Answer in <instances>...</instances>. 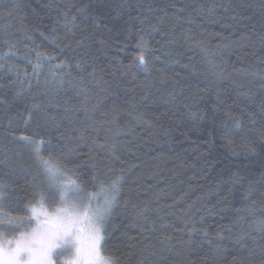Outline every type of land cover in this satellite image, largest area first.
Returning a JSON list of instances; mask_svg holds the SVG:
<instances>
[{
  "label": "trees",
  "instance_id": "trees-1",
  "mask_svg": "<svg viewBox=\"0 0 264 264\" xmlns=\"http://www.w3.org/2000/svg\"><path fill=\"white\" fill-rule=\"evenodd\" d=\"M262 37L264 0H0V220L64 206L51 139L85 195L124 177L114 264H264Z\"/></svg>",
  "mask_w": 264,
  "mask_h": 264
},
{
  "label": "snow or ice",
  "instance_id": "snow-or-ice-1",
  "mask_svg": "<svg viewBox=\"0 0 264 264\" xmlns=\"http://www.w3.org/2000/svg\"><path fill=\"white\" fill-rule=\"evenodd\" d=\"M261 39L264 40V37ZM139 47L142 51L144 46L141 44ZM137 59L142 66L147 67L143 55ZM191 116L196 120L203 118L198 112L191 113ZM46 123L51 128L60 127L54 117H49ZM60 139L63 140L64 137L61 136ZM21 140L30 147L37 167L44 174L47 189L58 191L64 206L57 208L53 213L31 207V214L26 217L4 214L5 219L0 220V264H62L59 258L71 253L73 249L76 250L80 264H107V259L101 255V242L103 241L104 246H107V225L111 223L110 218L114 217L120 204L121 181L124 177L118 175L110 184L105 185L98 178L96 166L93 164V173L89 179L94 185H99V192L85 195L86 182L81 180V183H77L72 179V176L80 179V173L77 171L80 165L68 168L65 163L69 158L68 155H64L63 159L56 155L51 139L44 141L22 136ZM80 140L83 141L84 137L81 136ZM42 145L44 151L48 152L47 156L42 153ZM65 148L66 144L60 145L61 152ZM75 152L76 148H67V153ZM5 187L0 185V196H3ZM101 192L104 193L103 201L93 205L91 196H98ZM39 195L42 209L44 192L41 191ZM80 209L84 211L81 213ZM33 222H35L34 227ZM83 224L87 225L89 231V243L86 249L80 239L84 231L81 227ZM256 226L264 232V220L257 221ZM24 228L27 230L20 231ZM102 228L105 234H102ZM17 231H19L18 236L15 235ZM9 234L13 235V239H7Z\"/></svg>",
  "mask_w": 264,
  "mask_h": 264
},
{
  "label": "rangeland",
  "instance_id": "rangeland-1",
  "mask_svg": "<svg viewBox=\"0 0 264 264\" xmlns=\"http://www.w3.org/2000/svg\"><path fill=\"white\" fill-rule=\"evenodd\" d=\"M53 212H55V210L52 212H48V213H53ZM81 227L84 229V231L81 233L80 239L82 241L83 247L86 249L88 246V243H89V231H88V227L86 224L81 225ZM101 255H102V252H101ZM59 259L62 262V264H80V260L76 255L75 249H73L71 253H67V254L62 255Z\"/></svg>",
  "mask_w": 264,
  "mask_h": 264
},
{
  "label": "clouds",
  "instance_id": "clouds-1",
  "mask_svg": "<svg viewBox=\"0 0 264 264\" xmlns=\"http://www.w3.org/2000/svg\"><path fill=\"white\" fill-rule=\"evenodd\" d=\"M107 264H114V261H112L111 259H107Z\"/></svg>",
  "mask_w": 264,
  "mask_h": 264
}]
</instances>
